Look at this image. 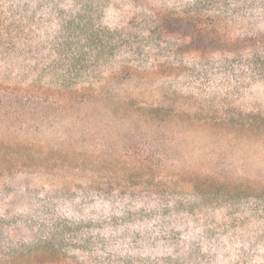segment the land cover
Here are the masks:
<instances>
[{
    "label": "rangeland",
    "instance_id": "rangeland-1",
    "mask_svg": "<svg viewBox=\"0 0 264 264\" xmlns=\"http://www.w3.org/2000/svg\"><path fill=\"white\" fill-rule=\"evenodd\" d=\"M133 1L0 0V19L21 15L33 41L28 47L21 45L30 52L18 56L15 64L11 63L14 57L6 56V50L12 49L7 45L9 39L2 44L0 37V86L72 90L84 101L61 111L57 105L42 102L0 100V215L5 223L12 215L27 217L37 209L43 224L62 218L64 211L74 216L65 208L76 207L79 196L114 190L129 198L156 193L165 201L172 198L183 208H197L200 215L195 221L205 229L207 194L225 200L237 195L240 200L252 201L248 196L264 188V125L249 129L244 122L264 118V92L249 81L247 90L223 94L234 82L223 69L236 67L241 61L238 52L246 56L251 51L248 37L259 33L261 24H255L254 18L251 23L218 17V11L229 13L232 8L255 12L256 4L261 1L259 6H264V0H176L175 5L158 0ZM72 2L79 3L77 9L84 8L81 3L88 6L92 14L78 16L99 22L98 26L143 16L165 19L172 35L189 42V64L168 74L154 58L132 62L126 51L130 48L125 47L124 53L108 59L99 69L78 77L65 75L47 62L44 52L54 45L53 24L69 19V14L55 11ZM97 4H106L109 14H101ZM146 5L152 14L141 13ZM75 35L71 40L74 45H86L82 35ZM257 44L264 50V39L254 46ZM143 45L132 47L143 49ZM163 109L180 118L140 123ZM134 143L147 151L152 148L155 157L150 160L160 164H147L142 169L124 157L125 146ZM131 174L142 178L154 174L160 184L123 183ZM210 176L217 177L218 184L207 182ZM262 195L258 199L264 204ZM62 198L67 205L60 207ZM49 208L53 214L47 219L44 214ZM1 228L13 242L24 243L34 235L31 228ZM198 234L197 238L207 241V234L199 229ZM7 259L0 251V264H79L80 260L64 259L53 249L40 254L36 262Z\"/></svg>",
    "mask_w": 264,
    "mask_h": 264
},
{
    "label": "trees",
    "instance_id": "trees-1",
    "mask_svg": "<svg viewBox=\"0 0 264 264\" xmlns=\"http://www.w3.org/2000/svg\"><path fill=\"white\" fill-rule=\"evenodd\" d=\"M158 1L177 4L176 0ZM133 2L141 3V0ZM259 3L254 7L257 10L252 13L242 12L237 8H232L230 14L218 11V17L221 18L251 23L254 18L255 24H261L260 32L248 37L251 51L246 56L238 52L241 61L236 67L223 69V74H228L227 78L234 81L232 85L228 84L224 95L247 90L250 87L249 81L254 82L257 90L264 92V50L258 44L254 46L260 38L264 39V14H261L264 6H259ZM72 4L55 11L56 14H69V19H59L53 24L51 38L54 45L44 52L47 62L53 68L58 67L65 75L78 77L99 69L107 64L108 59L124 53L125 47L130 48L125 50L130 53L132 62H141L147 57L154 58L159 60L164 72L168 74L184 69L189 64V42L172 35L165 19L143 16L139 19L131 18L126 23L98 26L99 22L78 16L92 14V10L87 9L88 6L81 3L84 8L77 9L79 3ZM105 5L97 4L95 8L100 9L101 14H109ZM148 6L141 9L142 14H152L151 7ZM191 11L188 9L187 14ZM207 11L216 12V9L207 8ZM21 18L19 14H11L9 20L0 19L2 44L8 38L7 45L12 47L6 50L8 53L5 55L14 57L15 61L11 63L15 64L19 62L18 56L30 52L22 49L21 45L28 47L33 43L32 32L24 29L25 24ZM76 33L82 35L80 39H84L86 45L77 46L72 43ZM217 42L223 44L220 40ZM135 44L145 45L143 49H139L132 47ZM21 65L24 68L23 62H20ZM40 95H44L45 100H41ZM0 100L25 104L42 102L57 105L61 111L69 110L77 101L84 102L72 90L47 91L17 86H0ZM153 114L152 118L141 119L140 123L146 125L167 120L174 122L180 118L164 109L159 115L157 112ZM244 122L247 128L252 129L257 125H264V118L254 117ZM145 149L147 148L134 143L125 146L123 156L136 161L142 169L147 164L158 165L159 160H150L155 157L153 149ZM132 175L126 176L123 183L144 182L150 186L160 184L154 174L148 178ZM217 181V177L207 178V182L218 184ZM107 182L113 185V181ZM118 182L122 183L117 180ZM115 193L112 190L79 196L76 207L65 208L74 216L64 211L62 218L52 219L44 224L39 219L38 209L30 212L27 217H22L21 213L12 215L6 223L5 218L0 215V229L1 226L9 227V230L26 227L34 231L33 238L23 243L8 240L6 232L0 230V251L8 258L6 262H36L40 254L53 249L64 259H80L79 264H264V204L258 199L263 196L264 188H259L248 196L253 197L252 201L240 200L237 195L230 196L233 200H225L216 196L210 198L207 194L205 229L195 221L200 215L197 208H183L180 203H174L172 198L165 201L156 193L141 198H129L124 193ZM61 201L60 207L67 205L65 198ZM222 209L226 212L222 213ZM50 214H53L51 208L44 215L49 219ZM198 229L207 234V241L196 237L199 235Z\"/></svg>",
    "mask_w": 264,
    "mask_h": 264
}]
</instances>
